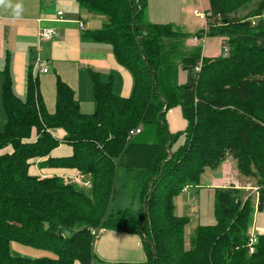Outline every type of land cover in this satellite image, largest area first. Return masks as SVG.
I'll return each instance as SVG.
<instances>
[{
	"label": "trees",
	"instance_id": "obj_1",
	"mask_svg": "<svg viewBox=\"0 0 264 264\" xmlns=\"http://www.w3.org/2000/svg\"><path fill=\"white\" fill-rule=\"evenodd\" d=\"M77 2L104 19L100 30L83 38L112 47L118 63L134 76L133 93L121 98L96 76L95 111L84 114L75 92L58 77L56 112L49 114L36 78L30 75L21 99L9 67L0 73L6 116L0 124V264H95L92 230L98 228L139 235L148 264H264V234L253 254L248 248L255 213L264 204V0H208L209 28L195 37L220 38L228 53L204 59L198 50L183 55L191 34L171 24L145 23L147 0ZM241 10H248L246 17L239 18ZM179 62L188 73L184 85L178 83ZM174 107L187 121L178 134L169 132L165 120ZM140 127L138 137L129 139ZM56 129L65 131L70 157H51L60 145L52 134ZM182 136L184 146L173 152ZM134 149L148 156L133 152L130 160ZM229 157L238 176L259 188L258 204L244 199L243 190H215L216 223L197 227L186 250L189 220L175 215L174 200ZM40 159H47L41 163L46 168L78 172L89 187L59 176H32L30 167ZM121 166L141 181L137 211L110 208ZM132 184L130 178L126 189ZM12 242L54 257L15 256Z\"/></svg>",
	"mask_w": 264,
	"mask_h": 264
},
{
	"label": "crops",
	"instance_id": "obj_2",
	"mask_svg": "<svg viewBox=\"0 0 264 264\" xmlns=\"http://www.w3.org/2000/svg\"><path fill=\"white\" fill-rule=\"evenodd\" d=\"M201 5V0H147L144 21L146 24L175 25L186 34L188 32L184 30L204 31V22L196 15L197 12L204 10V7H200ZM60 11L63 12L61 18L57 15ZM80 23L84 24L83 31L80 29ZM103 24L102 17L80 9L77 0H3L0 3V73L9 67L14 92L21 99H25L27 95L30 75L36 78L41 100L49 114L56 112L58 77L75 92L80 110L84 114H92L95 111L93 80L96 76L103 83L109 84L115 95L127 99L134 89L132 73L118 63L110 45L83 38L88 31L100 30ZM47 27L54 28L57 35L52 41L39 42V29ZM199 31L189 32L193 37L185 42L183 55H189L198 50L202 59L221 56L224 46L222 40L208 37L198 39L195 35ZM44 65L48 68L47 73L42 71ZM177 75L179 85L187 83L188 73L180 62ZM2 80L0 74V111ZM3 115L6 122L5 113ZM165 120L171 134L184 132L187 128V121L180 107L170 109L165 115ZM140 129L143 130V127ZM52 134L60 145L51 153V157H70L73 154V148L65 142V131L56 129L52 131ZM185 141V136H182L175 143L172 151L175 152L184 146ZM133 152L135 155L140 153V157L148 156L141 150L134 149L129 153L130 160L135 157L132 155ZM46 160L40 159L32 163L30 174L40 178L59 176L81 186L88 182L74 170L42 166L41 163ZM134 161H132L133 164ZM121 167L124 188L126 189V184L131 178L136 190L134 199L140 208L142 206L141 181L138 173L130 171L126 166ZM213 171L212 177L206 179V182H210V187L206 188H212L213 194L217 189H226L228 175H236L241 180H245L238 176L236 163L230 157ZM202 188L203 185L187 187L175 198L177 217L187 218V208L193 211V199L200 195ZM193 190H199V192L193 194ZM214 220H216L215 216ZM214 220L206 226L214 225L216 223ZM259 234H264V230ZM93 250L95 260L101 264H148V255L139 235L105 230L104 234L94 242Z\"/></svg>",
	"mask_w": 264,
	"mask_h": 264
},
{
	"label": "rangeland",
	"instance_id": "obj_3",
	"mask_svg": "<svg viewBox=\"0 0 264 264\" xmlns=\"http://www.w3.org/2000/svg\"><path fill=\"white\" fill-rule=\"evenodd\" d=\"M201 5L200 7H204V10H201L203 14H205V11L207 10L209 6L208 0H201ZM200 8V9H201ZM248 13L247 11H240L238 16L239 18H244L246 17ZM201 30V29H200ZM187 31L188 34L190 31H199V29L196 30H184ZM224 45V42H222ZM222 51V50H221ZM179 66V65H178ZM1 101V99H0ZM3 109L1 107L0 111V123L2 126L5 124V119L3 115ZM212 169H206L204 174L201 176V181L199 185H203V188L200 190V195L198 197L195 196L193 199V211L191 208H187L186 216L189 220V223L187 227L185 228L184 231V236H185V249L189 250L191 245H190V240L191 236L193 235L195 229L200 226V225H209L213 223L214 220V194H213V189L212 188H206L210 187V182H206V179L209 177H212L213 174ZM209 175H206V174ZM240 179V178H239ZM241 180V179H240ZM245 182V180H242ZM193 194H197L199 190H193ZM244 196L243 198L245 199L246 196L249 195V192L244 191L243 192ZM251 197V200L254 205L257 206L258 204V198L257 195H251L248 196ZM111 210L115 213L119 210L122 209H131L133 211H137L138 209V203L134 199V185H130L127 189L124 188V182H122V170L119 169L117 177H116V189H115V195L112 203L110 204ZM216 220H214L215 223ZM264 230V204L261 208V210H257L254 216L253 224L251 227V234H257L260 235L259 233ZM104 234V233H102ZM10 251L13 255L15 256H21L24 258H29V259H38V258H51L54 257V254L50 251L46 250H40L28 245L12 242L10 244ZM78 264V263H76ZM95 264H101L98 260H95Z\"/></svg>",
	"mask_w": 264,
	"mask_h": 264
},
{
	"label": "built area",
	"instance_id": "obj_4",
	"mask_svg": "<svg viewBox=\"0 0 264 264\" xmlns=\"http://www.w3.org/2000/svg\"><path fill=\"white\" fill-rule=\"evenodd\" d=\"M57 15L59 18H61L63 16V12L60 11V12H58ZM196 15L201 20H203V22H204L203 29H204V32H206L209 28V24L207 21V16L209 14H206V13L203 14L202 12H197ZM80 29L82 31L84 30V24L83 23H80ZM56 35H57V33H56V30L54 28H51V27L40 28L39 32H38V41L39 42H49V41H52ZM223 53L225 56L227 55L228 47L223 46ZM35 67H37V65H35ZM201 69H202V61H201L200 65L195 68V71H194L195 74L200 73ZM42 71L44 73H47L48 72L47 66L44 65L42 68ZM140 133H141L140 128L132 130L129 133V139H132L135 136H138ZM226 181H227L226 182V189L243 190V191L249 192L248 196H251L254 194L257 195V197L259 196V188L258 187H255L252 183H250L248 181L243 182L236 175H233V176L228 175V177L226 178ZM83 186L89 187V182H85L83 184ZM104 231L105 230L101 229V228L92 230V236L94 238V242L102 235V233H104ZM257 242H258V235L257 234L250 235V239H249V243H248V248H249L250 254H253L255 252V245L257 244Z\"/></svg>",
	"mask_w": 264,
	"mask_h": 264
},
{
	"label": "water",
	"instance_id": "obj_5",
	"mask_svg": "<svg viewBox=\"0 0 264 264\" xmlns=\"http://www.w3.org/2000/svg\"><path fill=\"white\" fill-rule=\"evenodd\" d=\"M193 83H194L193 79L190 78L189 88H191V87L193 86ZM167 109H168V107H167V105H166L164 112L167 111ZM163 166H164V164H163ZM150 187H151V189H152V184L150 185ZM149 194H150V193H148V196H149ZM144 212H145V214H146V218H145V221H144V223H143V225H142V227H141V234H142L143 236H144L145 226H146V224H147V222H148L146 203L144 204Z\"/></svg>",
	"mask_w": 264,
	"mask_h": 264
},
{
	"label": "clouds",
	"instance_id": "obj_6",
	"mask_svg": "<svg viewBox=\"0 0 264 264\" xmlns=\"http://www.w3.org/2000/svg\"><path fill=\"white\" fill-rule=\"evenodd\" d=\"M3 2V0H0V3H2Z\"/></svg>",
	"mask_w": 264,
	"mask_h": 264
}]
</instances>
